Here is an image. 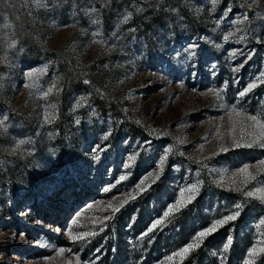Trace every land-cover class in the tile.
Masks as SVG:
<instances>
[{"label":"rangeland","instance_id":"1","mask_svg":"<svg viewBox=\"0 0 264 264\" xmlns=\"http://www.w3.org/2000/svg\"><path fill=\"white\" fill-rule=\"evenodd\" d=\"M249 115L264 0H0V264H264Z\"/></svg>","mask_w":264,"mask_h":264},{"label":"snow or ice","instance_id":"2","mask_svg":"<svg viewBox=\"0 0 264 264\" xmlns=\"http://www.w3.org/2000/svg\"><path fill=\"white\" fill-rule=\"evenodd\" d=\"M37 3H39V0H37ZM127 19H128V17L126 16V17H125V20H127ZM5 27H7V25H6ZM9 47H10V48H11V47H15V41H13L11 44H9ZM235 70H236V71H239V68H237V69H235ZM33 75H34V74L31 73V72L28 73L29 78H31ZM85 83H88V81H85ZM27 86H28V87H31V85H27ZM255 87H256V84H255V83H250V84L247 86V88H246L245 90H243V91H241V92L239 93V95H240L241 97H243L244 95L247 94L248 91H250L251 89H253V88H255ZM51 91H52V89L49 88L48 91L44 93V95L47 96ZM213 94L216 95L217 97H219V93H218V92H214ZM81 100H83V98H81ZM79 106H80V104L78 103V104H77V107H79ZM233 111L235 112V114H236L237 116L240 115V113H239L238 111H236L235 108L233 109ZM45 119H48V117L46 116ZM246 119L249 120V121H251V122H252V126H253L254 128L259 129V131H258V132L250 133V135L253 136V140H252L250 143H246V144L243 143V136H242V137L240 138V141L234 143V146H235V147H241V146L251 147L253 144L258 143L259 141L264 140V122H261V120H259V119L257 118V116H255V115H249V116L246 117ZM0 123H2V121H0ZM77 123H79L78 120H77ZM260 146H261V147H264V144H261ZM223 150L226 151L227 149H223ZM161 163H163V161H162ZM260 163H261V165H264V161H261ZM240 171H241L242 173H247V172H248V168H247V166H245L244 168H242ZM248 175L250 176V178H251L252 180H255V176H252L250 173H248ZM196 188H197V185H192L191 188L188 189V191L192 192V191H194ZM255 191H256V193H259V196H258L257 198L260 199L262 202H264V188H256ZM246 195H247V196H253L254 193H253L252 191H248V192H246ZM190 199H191V197H190ZM179 204H180V202L178 201V202H177V207L179 206ZM239 207H240V206L237 205V208H239ZM115 210H118V209H114V211H115ZM171 211H172V209L170 208L168 212H165V213H164V215H165V216H168L169 213H170ZM238 215H239V212L237 211L235 215H229V216L225 217L224 219L217 221L216 224H213L209 229H207L206 232H205V231L200 232V233L198 234V237H199V238L204 237L206 234H208V233L214 231V230L216 229V227H217L218 224H219V225H223L225 222H227V221H229V220H234V219H236V216H238ZM73 223H75V221H73ZM160 223H161V221H160V220H157L156 223H154V224L152 225V227H150V228L148 229V232H151V231L156 227V225H157V224H160ZM91 234L94 235L95 233H91ZM84 235H89V234H84ZM80 238H84V237L81 236ZM230 244H231V239L229 238L228 243L224 245L225 250L228 249V247H229ZM195 246H198V244L195 245ZM193 247H194V244H188L184 249H182V253H187V252H188L190 249H192ZM182 253H176L175 255H181ZM250 255H251V253H250ZM169 259H172V257H169Z\"/></svg>","mask_w":264,"mask_h":264}]
</instances>
